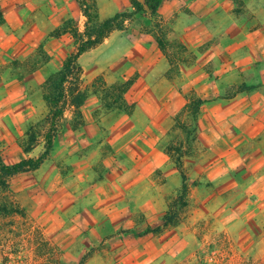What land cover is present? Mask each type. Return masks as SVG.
Here are the masks:
<instances>
[{"label": "rangeland", "instance_id": "1", "mask_svg": "<svg viewBox=\"0 0 264 264\" xmlns=\"http://www.w3.org/2000/svg\"><path fill=\"white\" fill-rule=\"evenodd\" d=\"M12 6L8 164L46 151L45 78L131 0H0V27ZM79 57L83 103L0 195V264H264V0H162Z\"/></svg>", "mask_w": 264, "mask_h": 264}, {"label": "trees", "instance_id": "2", "mask_svg": "<svg viewBox=\"0 0 264 264\" xmlns=\"http://www.w3.org/2000/svg\"><path fill=\"white\" fill-rule=\"evenodd\" d=\"M240 3V0H237ZM162 0H131V9L128 11L115 13L114 15L102 20L94 22L93 25H87L83 35L79 38L77 42L78 46L72 52H69L64 59L61 68L48 75L42 86L45 89L44 98L50 106V115L47 117V122L49 127L45 131L44 137L46 140V151L41 154L39 157H30L21 159L15 163L8 164L0 158V195L3 194L8 187V178L14 174H17L26 170H34L37 168L45 156L47 155L48 150L52 146V139L55 135L57 129H55L56 120L58 117L63 115L64 106L62 103L66 98L67 94L71 96V104L78 106L83 103L84 97L78 91L77 92L67 88V83L71 80L79 83L80 75L82 73V68L78 62L79 56L86 50L95 47L100 44L105 37H107L112 31L120 30L124 28L125 22L135 16L140 12H148L150 14H155L160 7ZM84 14L87 17V21L91 20L88 10H84ZM126 87L128 84H125ZM78 87V86H77ZM125 90V89H124ZM183 190H185L183 188ZM185 192V191H183ZM184 195V194H183ZM183 196H180L182 199ZM9 204V203H8ZM11 207L7 204H2L0 206V211L9 214ZM171 221L164 219L163 224L167 225Z\"/></svg>", "mask_w": 264, "mask_h": 264}, {"label": "crops", "instance_id": "3", "mask_svg": "<svg viewBox=\"0 0 264 264\" xmlns=\"http://www.w3.org/2000/svg\"><path fill=\"white\" fill-rule=\"evenodd\" d=\"M15 11V7L14 6H12L11 8H9V9H7V11L5 12V15H4V18H5V24L4 25H1V27H0V31H6V30H8L9 28H10V16H11V13H13ZM190 25H191V28H194L195 26V24H193V23H189ZM186 27V26H185ZM187 28V27H186ZM80 58V57H79ZM236 98V97H235ZM225 100V98H222V97H220V98H218L217 100H213V103H217V102H221V101H224ZM255 109L257 108V109H259L260 108V105H256L255 107H254ZM258 117V116H257ZM261 119H263V118H261ZM260 120V119H259Z\"/></svg>", "mask_w": 264, "mask_h": 264}]
</instances>
